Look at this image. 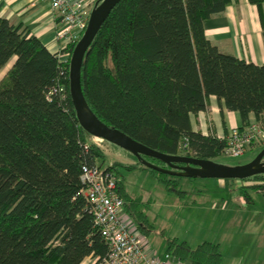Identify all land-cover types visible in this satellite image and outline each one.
Listing matches in <instances>:
<instances>
[{
  "label": "trees",
  "instance_id": "trees-1",
  "mask_svg": "<svg viewBox=\"0 0 264 264\" xmlns=\"http://www.w3.org/2000/svg\"><path fill=\"white\" fill-rule=\"evenodd\" d=\"M234 1L118 2L82 67L84 95L93 112L159 152L219 157L225 140L195 131L191 123L192 114L207 109L210 96L238 112L245 126L251 114L257 120L264 115V63L225 53L206 36L205 21ZM248 2L258 8L264 35V0ZM75 45L65 50L70 57L62 62L28 27L0 17V71L13 60L0 80V264H82L88 258L106 264L109 244L95 224L81 178L84 165L103 166L105 155L88 145L92 135L79 125L71 99ZM129 154L135 164L108 167L120 179L126 212L148 236L151 224L127 198L119 166L150 169L171 187L165 179L169 174ZM145 159L170 168L159 159ZM250 178L263 181L253 186L257 190L264 187V174ZM167 246L175 261L226 264L219 244L210 241L193 248L174 238Z\"/></svg>",
  "mask_w": 264,
  "mask_h": 264
},
{
  "label": "rangeland",
  "instance_id": "rangeland-1",
  "mask_svg": "<svg viewBox=\"0 0 264 264\" xmlns=\"http://www.w3.org/2000/svg\"><path fill=\"white\" fill-rule=\"evenodd\" d=\"M12 62L13 60L0 71V79L11 67ZM87 143L95 145L105 155L103 163L105 167L136 163L135 158L128 151L110 142L99 140L96 137H87ZM263 148L249 149L241 157H231L222 153L214 161L231 166L244 164L253 160ZM119 173L128 195L127 198L137 202L136 209L144 212L151 224V231L146 237L160 258H167L168 240L177 238L179 242L186 240L193 248L206 240L220 243L224 263L251 264L250 261L257 257L260 264L264 262L262 258L264 257V242H259V237L255 233L246 235L244 228H247L245 220L247 214L237 205L231 204L233 201L231 189L245 188L257 197L256 207L264 211V201L261 199L264 197V192L258 190L260 198L256 193V188L253 187L260 185L262 180L256 178L223 179L227 185L226 189H223L219 186L221 185L220 178L168 175L165 179L170 180V187L159 180L150 169L139 167L128 170L124 166H119ZM184 190L187 191L185 197L180 193ZM121 194L125 196L124 192ZM125 197L123 198L128 203ZM194 199L196 203H193ZM227 203L228 210L225 211L223 209ZM231 210L234 214L232 222L229 221ZM263 234L264 231H261L260 237ZM93 263L94 261L89 258L83 264Z\"/></svg>",
  "mask_w": 264,
  "mask_h": 264
},
{
  "label": "crops",
  "instance_id": "crops-1",
  "mask_svg": "<svg viewBox=\"0 0 264 264\" xmlns=\"http://www.w3.org/2000/svg\"><path fill=\"white\" fill-rule=\"evenodd\" d=\"M83 1L87 10L91 13L99 0ZM262 13L264 18V4L262 5ZM0 17L9 19L13 24H23L28 27L52 53L61 51L64 40L57 36L60 21L47 0H0ZM205 30L208 39L217 45L221 51L233 54L248 62L264 63V35L260 14L258 8L250 4L248 0H236L224 12L215 14L207 19L205 21ZM254 121H256V117L251 114L249 125ZM191 123L195 131H199L204 135L213 134L219 138L226 137L235 128L247 126H245L238 112L228 110L224 102L215 96L208 98L206 110L191 115ZM219 180H221V185L219 186L226 189L225 181L223 179ZM231 190L233 192L231 204L237 205L247 214L245 218L247 228H244L246 235L255 233L259 237V242H264V234L260 237L261 231H264V211L256 207L257 197L245 188ZM258 190L256 193L260 197ZM243 192L249 197L248 200ZM186 194L187 191L184 190L183 196ZM261 199L264 201V197ZM196 202L194 199L193 203ZM227 207L228 203L223 210H228ZM229 212L231 213L229 221L232 222L234 221L232 219L234 214L232 210ZM216 244H219L221 249L220 243ZM262 258L264 260L263 256ZM90 259L94 261L92 258ZM259 261L257 257L252 259L250 263L260 264ZM230 263L233 264L232 262ZM230 263L227 262L226 264Z\"/></svg>",
  "mask_w": 264,
  "mask_h": 264
},
{
  "label": "built area",
  "instance_id": "built-area-1",
  "mask_svg": "<svg viewBox=\"0 0 264 264\" xmlns=\"http://www.w3.org/2000/svg\"><path fill=\"white\" fill-rule=\"evenodd\" d=\"M47 1L60 21L57 36L64 40V44L58 55L60 61L66 62L70 54L65 50L84 34L91 13L83 0ZM223 139L226 142L223 153L231 157H241L249 149L264 147V115L244 128L233 129ZM81 178L95 224L109 244L106 264H186L168 255L166 259L157 255L125 211V201L119 192L120 179L108 166L84 165ZM259 190L264 192V187Z\"/></svg>",
  "mask_w": 264,
  "mask_h": 264
},
{
  "label": "water",
  "instance_id": "water-1",
  "mask_svg": "<svg viewBox=\"0 0 264 264\" xmlns=\"http://www.w3.org/2000/svg\"><path fill=\"white\" fill-rule=\"evenodd\" d=\"M121 0H99L93 8L88 26L75 45L70 59V95L79 125L92 137L101 138L134 155L146 167L174 176L190 178L247 179L264 174V148L251 161L235 166L223 165L209 159L187 155H169L154 150L103 122L90 108L82 86V67L86 53L111 10ZM145 156L159 159L170 168H163Z\"/></svg>",
  "mask_w": 264,
  "mask_h": 264
},
{
  "label": "bare ground",
  "instance_id": "bare-ground-1",
  "mask_svg": "<svg viewBox=\"0 0 264 264\" xmlns=\"http://www.w3.org/2000/svg\"><path fill=\"white\" fill-rule=\"evenodd\" d=\"M98 139V138H97ZM99 140H101V138H99Z\"/></svg>",
  "mask_w": 264,
  "mask_h": 264
}]
</instances>
